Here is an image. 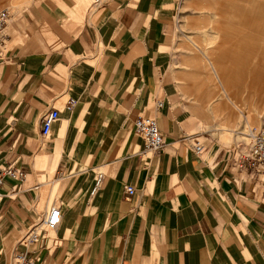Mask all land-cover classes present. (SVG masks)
<instances>
[{"label": "crops", "instance_id": "0c3cea01", "mask_svg": "<svg viewBox=\"0 0 264 264\" xmlns=\"http://www.w3.org/2000/svg\"><path fill=\"white\" fill-rule=\"evenodd\" d=\"M81 1L0 0L13 6L0 55V165L25 174L1 189L0 264L11 252L34 264H264V180L233 167L232 148L213 139L203 155L193 152L199 138L188 132V87L177 76L196 95L213 77L190 44L185 69L175 71L178 0H103L80 13ZM258 28L264 45V18ZM52 107L60 119L42 142ZM140 114L157 120L161 153H145L133 133ZM215 123L228 142L233 113ZM98 168L109 175L91 198ZM53 194L57 245L46 236L26 249L19 236L38 215L34 204L47 215Z\"/></svg>", "mask_w": 264, "mask_h": 264}, {"label": "rangeland", "instance_id": "374dc122", "mask_svg": "<svg viewBox=\"0 0 264 264\" xmlns=\"http://www.w3.org/2000/svg\"><path fill=\"white\" fill-rule=\"evenodd\" d=\"M29 2L30 0H26L24 4ZM90 3L91 0H82L81 5L77 4L80 6V13L84 12L87 5L89 9L97 10L91 8ZM7 6L9 7L0 10L9 9L13 13V6L10 7V4ZM263 18L264 0H178L174 8L172 17L174 36L171 51L179 58V61L175 62V71L178 73L185 69L182 65L187 54L185 45L190 44L194 45L197 55L208 68L207 72L203 73L204 77L208 73L213 77L212 82L208 81L206 89L200 95H196L191 92L190 85L181 82L177 76L178 85L182 83L188 87V89L181 87L188 105L185 108L191 116L189 119L191 127L188 132L196 134L195 137L199 138L194 142L204 146L202 153H205V149L212 148L213 140L227 148L237 146L246 150L251 142V134L258 132L264 126V45L257 34L258 25ZM226 96L230 100H227ZM220 102L227 103V109L216 111L215 105ZM58 105L62 107L63 101ZM230 112L233 113L235 131L228 142L220 143L217 139V131L214 130L215 121L225 118ZM243 115L246 116L248 123L241 122ZM79 129L77 138L83 142L82 127ZM240 132L245 138L235 139V135ZM50 137L51 134L43 138L42 142ZM97 171H102L106 177L109 175L100 168L95 169V172ZM251 177L257 178V176ZM258 177L264 180L263 173ZM54 197L53 194L52 198H48V208L52 203L60 205ZM43 208L42 206L36 210L34 204V210L38 215L28 228L23 230L19 240L25 236L31 226L40 222ZM47 237H55V232H49ZM11 256L12 252L7 264H12Z\"/></svg>", "mask_w": 264, "mask_h": 264}, {"label": "built area", "instance_id": "2783aa9c", "mask_svg": "<svg viewBox=\"0 0 264 264\" xmlns=\"http://www.w3.org/2000/svg\"><path fill=\"white\" fill-rule=\"evenodd\" d=\"M95 1L99 2V0ZM8 19L9 13L7 11L0 12V46L2 45L4 30ZM74 105L75 101H70L67 107H73ZM159 107H161L160 102L158 104V108ZM59 114L60 110L56 107H52L42 116L40 128L43 136L48 134L52 123L59 117ZM134 122V132L142 138L144 144L143 150L154 154L161 153L164 144L157 120L150 116L138 115ZM193 147H195L196 154H201L204 150V147L199 142H196V145ZM247 147L245 152H241L238 147H234V152H238V157H236V159L233 158L234 166H236L241 173L259 176L264 172V126L253 136L252 142ZM102 175L103 174H100L98 178L95 179L94 189L91 191V195L97 191L96 189H100L101 182L104 178ZM24 177V172L14 167L13 164L0 165V197L5 179L22 180ZM124 189L128 197H132L135 193L132 186H126ZM60 223V205H52L49 213L43 217L39 224L33 225L28 230L26 236L21 239L19 244L27 249L28 245L41 242L43 239L47 238L46 236L49 232L55 231ZM51 245H57V240L55 238H52ZM12 260L13 264H34L33 259L28 257L26 252L16 253Z\"/></svg>", "mask_w": 264, "mask_h": 264}, {"label": "bare ground", "instance_id": "6f19581e", "mask_svg": "<svg viewBox=\"0 0 264 264\" xmlns=\"http://www.w3.org/2000/svg\"><path fill=\"white\" fill-rule=\"evenodd\" d=\"M103 3H104V1L103 0H99V2H97V1H95V0H91V3H90V6H91V8H95V9H99L102 5H103ZM2 11H7L8 13H9V19H8V21H7V24H6V27H5V30H4V36H3V41H2V45L0 46V55H1V49L3 48V45H4V42H5V38H6V30H7V26H8V23L10 22V20H11V13H10V10L9 9H1L0 10V12H2ZM196 80V79H195ZM194 83V82H193ZM70 101H75V100H72V99H70V100H68L67 101V103H66V105H65V109L68 111V110H70V109H72L75 105H76V101H75V105L73 106V107H67L68 106V103H70ZM159 104V103H158ZM158 104H157V108H158ZM137 118V117H136ZM135 118V119H136ZM60 119V114H59V117L52 123V125H51V127H50V129H49V132H48V134L46 135V136H43L42 135V133H41V128H40V135L42 136V138H47V137H49L50 136V134H51V130H52V127H53V125H54V123L55 122H57L58 120ZM134 119V120H135ZM134 123L135 122H133V133L135 134V132H134ZM263 127V126H262ZM261 127V128H262ZM260 128V129H261ZM161 131V130H160ZM260 131V130H259ZM258 131V132H259ZM258 132H256V133H258ZM162 133V132H161ZM256 133H252L251 134V142H252V140H253V136H255L256 135ZM137 137H139L141 140H142V138L140 137V136H138L137 134H135ZM162 136H163V134H162ZM250 142V143H251ZM142 143H143V140H142ZM249 143V144H250ZM163 144H164V137H163ZM201 144V143H200ZM248 144V145H249ZM196 145V143H194L193 145H192V148H193V151H194V153L196 154V152H195V147H193V146H195ZM202 145V144H201ZM143 146H144V144H143ZM203 146V145H202ZM204 147V146H203ZM237 147V146H236ZM248 148V147H247ZM240 149V148H239ZM247 150V149H246ZM246 150H243V149H240V151L241 152H245ZM144 151V150H143ZM204 151V150H203ZM145 152V151H144ZM232 152H233V154H234V159H236V157H238V152L236 151V152H234V147L232 148ZM146 153V152H145ZM151 153V152H150ZM196 155H200V154H196ZM232 158V160H234ZM233 162V167H235L238 171H239V169L236 167V166H234V161H232ZM3 166V165H2ZM100 174H103L102 176L105 178V174L102 172V171H97V172H94V180H93V185H92V188H91V191H93V189H94V183H95V179L96 178H98V176L100 175ZM263 174H264V172H263ZM250 176H256V175H251L250 174ZM104 178H103V181H104ZM257 178H258V176H257ZM5 180H8V179H5ZM103 181L101 182V185H100V189H101V187H102V184H103ZM134 188V187H133ZM100 189H96L97 191L94 193V194H92L91 195V191H90V196L91 197H94L98 192H99V190ZM125 190V189H124ZM135 194V193H134ZM128 197V196H127ZM1 198V197H0ZM128 198H130V197H128ZM52 205H55V206H59V205H56V204H54V203H52L51 204V206ZM50 206V207H51ZM48 211H50V209H48ZM49 213V212H48ZM60 213H61V209H60ZM46 215H44L43 217H45ZM43 217L41 218V220L43 219ZM40 220V221H41ZM40 222H38V224H39ZM32 227V226H31ZM30 227V228H31ZM29 228V229H30ZM28 229V230H29ZM56 231V230H55ZM55 231H52V232H55ZM28 232V231H27ZM26 232V233H27ZM25 236H26V234H25ZM24 237V236H23ZM21 241V240H20ZM15 255V254H14ZM14 255H12V259H13V257H14ZM12 264H13V260H12Z\"/></svg>", "mask_w": 264, "mask_h": 264}]
</instances>
